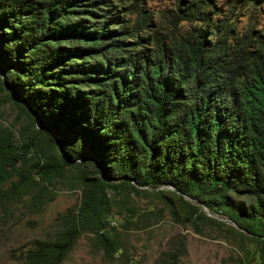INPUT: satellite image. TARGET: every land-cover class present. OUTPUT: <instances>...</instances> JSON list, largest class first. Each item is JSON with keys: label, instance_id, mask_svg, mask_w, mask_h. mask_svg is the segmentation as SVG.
Instances as JSON below:
<instances>
[{"label": "trees", "instance_id": "1", "mask_svg": "<svg viewBox=\"0 0 264 264\" xmlns=\"http://www.w3.org/2000/svg\"><path fill=\"white\" fill-rule=\"evenodd\" d=\"M263 6L176 0L169 23L190 26L165 38L141 0H0V101L27 122L20 137L0 124V203L42 210L60 182L82 191L24 264H62L85 233L124 250L110 194L164 186L264 251Z\"/></svg>", "mask_w": 264, "mask_h": 264}, {"label": "rangeland", "instance_id": "2", "mask_svg": "<svg viewBox=\"0 0 264 264\" xmlns=\"http://www.w3.org/2000/svg\"><path fill=\"white\" fill-rule=\"evenodd\" d=\"M112 1L118 3V0ZM217 1L224 10L227 6H236L239 10L249 0ZM141 2L152 13V29H157L163 37H179L189 28L188 23H181L179 30H175L168 21L176 0ZM258 22L264 25V6ZM26 123L25 116L12 103L0 101V124L3 127H11L16 137H20V130ZM41 143L46 146L43 139ZM36 161L33 159L30 163ZM57 187V198L44 203L42 210L31 206L29 199L11 208L0 203V264H24L23 254L32 243L53 240L61 216L79 208L81 190H70L66 181L60 182ZM149 191L153 194L137 196L131 193L124 200L110 194L113 198L112 233L124 250L109 255L93 234L85 233L62 264L264 263V251L260 244L241 235L238 227L225 214L203 207L206 216L216 222L192 217L191 209L180 201L179 192L174 188L164 186ZM158 191L166 192V196H156ZM184 200L195 204L189 198ZM175 252L177 256L173 259L171 255Z\"/></svg>", "mask_w": 264, "mask_h": 264}]
</instances>
